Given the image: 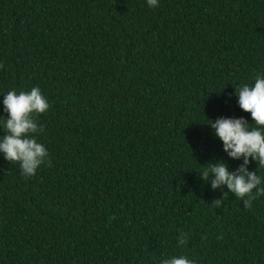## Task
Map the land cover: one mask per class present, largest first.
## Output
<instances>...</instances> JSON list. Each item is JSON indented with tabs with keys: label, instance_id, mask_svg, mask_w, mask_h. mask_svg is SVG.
<instances>
[{
	"label": "trees",
	"instance_id": "1",
	"mask_svg": "<svg viewBox=\"0 0 264 264\" xmlns=\"http://www.w3.org/2000/svg\"><path fill=\"white\" fill-rule=\"evenodd\" d=\"M0 64V125L10 90L50 105L34 176L0 153V264H264V196L199 174L243 163L209 123L255 126L236 87L264 73V0H0Z\"/></svg>",
	"mask_w": 264,
	"mask_h": 264
},
{
	"label": "clouds",
	"instance_id": "2",
	"mask_svg": "<svg viewBox=\"0 0 264 264\" xmlns=\"http://www.w3.org/2000/svg\"><path fill=\"white\" fill-rule=\"evenodd\" d=\"M147 4L156 8L159 7V0H147ZM3 67L0 64V68ZM236 94L239 107L251 114L255 126L250 128V123L243 117H220L210 120L209 124L223 142L228 155L237 160L243 158V163L233 171L221 160L207 164L205 170L198 172L203 180L211 181L213 189L226 185L228 192L224 196L232 193L243 201L246 208L251 209L253 201L264 196L262 177L248 168L252 160L258 162V169L264 168V73L256 76L253 85H237ZM3 104L8 116L0 125L5 132L0 137V153L10 163L19 165L22 176L30 178L48 158L47 148L32 135L43 131L34 117L46 113L50 105L38 87L30 91L10 90L4 96ZM47 162L51 166V161ZM222 202V199H216L212 203L220 207ZM187 241V234L181 232L179 246L186 245ZM161 264H195V261L179 255L164 259Z\"/></svg>",
	"mask_w": 264,
	"mask_h": 264
}]
</instances>
